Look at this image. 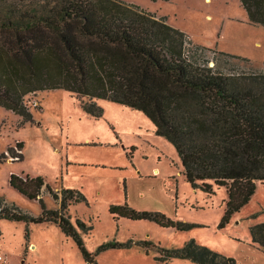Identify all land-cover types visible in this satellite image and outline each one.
Here are the masks:
<instances>
[{"label":"trees","instance_id":"1","mask_svg":"<svg viewBox=\"0 0 264 264\" xmlns=\"http://www.w3.org/2000/svg\"><path fill=\"white\" fill-rule=\"evenodd\" d=\"M251 23L264 26V0H241ZM216 61L209 65V58ZM221 55L224 58L219 59ZM194 44L183 31L135 4L122 0H0V107L32 121L26 99L40 91L69 90L89 103L95 117L106 99L143 112L177 149L184 174L194 187L213 193L209 184L228 191L221 227L246 206L264 183V71L234 73L228 59ZM243 60L248 61L243 58ZM22 143L0 154V163L23 160ZM11 186L42 213L33 216L0 197V220L54 223L77 244L85 260L95 261L79 230L88 228L68 216L69 204L86 200L76 190L53 191L41 177L12 175ZM59 202L50 210L45 191ZM115 220L152 221L180 231L194 227L162 213L112 206ZM254 241L264 248V223L252 227ZM112 241L95 256L132 245ZM146 250L151 244L139 242ZM159 261L188 259L197 264H237L194 240L180 249L158 247Z\"/></svg>","mask_w":264,"mask_h":264},{"label":"rangeland","instance_id":"2","mask_svg":"<svg viewBox=\"0 0 264 264\" xmlns=\"http://www.w3.org/2000/svg\"><path fill=\"white\" fill-rule=\"evenodd\" d=\"M122 1L166 17L194 44L240 57L228 59L225 68L230 72L264 71V26L250 22L241 0ZM212 56H205L210 66L216 62ZM26 102L32 114L28 122L0 107V154L20 142L24 155L23 160L9 158L0 163V197L38 216L41 203L14 189L12 175L41 177L59 194L64 189L81 192L86 200L72 201L67 213L75 226L80 220L88 228L87 233L79 232L95 261L87 262L76 242L55 224L1 219L0 246L11 253L12 264H105L109 259L104 256L110 253L95 256L98 248L129 239L135 240L132 245L150 243L152 256L160 254L156 247L180 249L194 240L237 264H264V248L252 234V227L264 223V183L258 182L250 202L221 227L227 189L214 182L209 183L211 194L194 187L184 174L176 147L157 134L155 124L143 112L95 99L103 109V115L95 117L85 107L86 97L65 89L40 91ZM42 197L48 209H60L47 190ZM125 204L194 227L180 231L152 221L115 220L110 208Z\"/></svg>","mask_w":264,"mask_h":264},{"label":"crops","instance_id":"3","mask_svg":"<svg viewBox=\"0 0 264 264\" xmlns=\"http://www.w3.org/2000/svg\"><path fill=\"white\" fill-rule=\"evenodd\" d=\"M43 197H45V196H43ZM27 209L30 210L29 208H27ZM54 210H56V209H54ZM48 224H51V223H48ZM52 224H54V223H52ZM55 225H57V224H55ZM22 228H23V226H22ZM115 241H117V240H115ZM128 241H121L120 240L117 242L127 243ZM133 242H135V240H133ZM34 244L35 243H33V242L30 243V247L32 249L35 247ZM156 249H158V247H156ZM176 249H178V248H176ZM0 252L6 257V262L3 264H12L13 258L11 256V253L6 250L5 246L4 247L0 246ZM108 253H110L109 254L110 256H104V260L109 259V261L105 262V264H170V263L171 264H197L191 260L180 259V258L172 259L170 261H165V262L159 261L157 258L160 256V254L158 256H152L150 254L149 249L146 250L145 248H142V247L135 245V244L131 245L128 248L111 249V250H108Z\"/></svg>","mask_w":264,"mask_h":264},{"label":"built area","instance_id":"4","mask_svg":"<svg viewBox=\"0 0 264 264\" xmlns=\"http://www.w3.org/2000/svg\"><path fill=\"white\" fill-rule=\"evenodd\" d=\"M37 104H35L36 106ZM13 160V159H12ZM0 262L5 263L6 262V257L0 252Z\"/></svg>","mask_w":264,"mask_h":264}]
</instances>
